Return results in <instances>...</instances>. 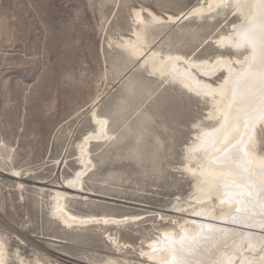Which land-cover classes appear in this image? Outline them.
I'll return each mask as SVG.
<instances>
[{
    "label": "rangeland",
    "instance_id": "374dc122",
    "mask_svg": "<svg viewBox=\"0 0 264 264\" xmlns=\"http://www.w3.org/2000/svg\"><path fill=\"white\" fill-rule=\"evenodd\" d=\"M200 1L0 0V242L8 264H23L19 256L31 264H143L149 241L187 222L196 204H184L197 190L185 169L186 145L196 124L216 125L207 117L210 104L154 75L119 43L138 28L142 45L162 55L244 56L212 42L244 22L232 8L181 22L155 23L148 15L145 25L135 21L134 9L178 15ZM93 110L114 138L92 143L95 169L83 184L93 193L71 197L67 206L79 215L142 217L65 228L53 217L52 191H41L40 182L57 185L75 174L77 145L96 130ZM258 140L264 153V127ZM14 169L21 179L9 176ZM125 243L131 247L121 250Z\"/></svg>",
    "mask_w": 264,
    "mask_h": 264
},
{
    "label": "bare ground",
    "instance_id": "6f19581e",
    "mask_svg": "<svg viewBox=\"0 0 264 264\" xmlns=\"http://www.w3.org/2000/svg\"><path fill=\"white\" fill-rule=\"evenodd\" d=\"M220 7L232 8L231 13L244 22L212 42L219 50L247 51L244 56L198 60L180 54L162 55L142 45L145 34L138 28L132 38L125 36L119 43L135 57H143L154 75L177 81L207 101V117L216 121L213 127L196 124L198 132L186 145L185 169L195 177L197 191L184 205H196L190 209L187 222L178 223L179 229L164 228L149 241L140 252L143 264H264V153L258 148L259 129L264 127V0H201L178 15L160 16L149 8L134 9V14L135 21L145 25V15L155 23L181 22L212 17L221 12ZM96 113L92 118L96 130L77 145L80 166L75 174L57 185L40 182L44 184L41 191H52L53 217L65 228L119 226L142 217L79 215L67 206L71 197L82 201L93 193L83 184L95 169L90 157L92 143L106 145L114 138L106 118ZM9 176L22 178L15 169ZM109 237L119 246L115 237ZM129 247L126 243L120 246L121 250ZM19 257L23 264H31ZM0 264H8V250L2 242Z\"/></svg>",
    "mask_w": 264,
    "mask_h": 264
},
{
    "label": "snow or ice",
    "instance_id": "6c2138e0",
    "mask_svg": "<svg viewBox=\"0 0 264 264\" xmlns=\"http://www.w3.org/2000/svg\"><path fill=\"white\" fill-rule=\"evenodd\" d=\"M242 38H243V34H242Z\"/></svg>",
    "mask_w": 264,
    "mask_h": 264
}]
</instances>
